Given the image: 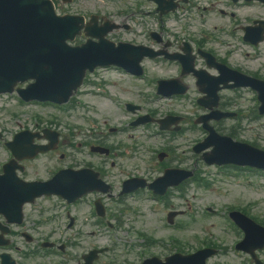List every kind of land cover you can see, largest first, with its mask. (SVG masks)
<instances>
[{
    "label": "rangeland",
    "instance_id": "obj_1",
    "mask_svg": "<svg viewBox=\"0 0 264 264\" xmlns=\"http://www.w3.org/2000/svg\"><path fill=\"white\" fill-rule=\"evenodd\" d=\"M205 4L209 0H202ZM127 2L132 8H135L134 0H117L110 2L108 0H76L75 3L71 6H67L64 8V11L68 13H85L90 14L93 13L94 10H103L107 12L108 17L115 20H122L125 15L122 13L125 9L124 3ZM151 7V6H148ZM218 16V14L212 15V17ZM196 17V16H195ZM195 17H191L190 21H187V25L196 26L198 29L203 27L200 25V20L195 21ZM241 19V18H240ZM130 20L136 25V29L142 31V24H145L148 28L147 23H141L143 21L142 17L138 14H134L130 17ZM211 22L210 24H212ZM185 24V23H184ZM182 24V25H184ZM155 24L154 26H156ZM225 26V24H224ZM210 28V27H209ZM211 29V28H210ZM115 37L118 38H131V33L120 32ZM245 50V49H244ZM237 58H240L237 56ZM150 74L153 77H164L168 72L165 69H157L154 65H150ZM108 79V86L106 90L117 99L120 100H129L134 101L145 106V109H156L161 115H165L168 112H175L181 115H188L190 118L195 115L193 109L189 107L186 103H180L176 101H168V100H157L154 104H150L147 100V96L150 90L146 87V83H137L131 79H123L120 76L112 72H107V74H103ZM104 92H102L103 94ZM104 97L94 96L83 98L84 102L89 101L97 105L96 107H79L74 108L67 114L59 113L58 110L52 109H25L18 108L14 109V111H18L17 116L15 117L17 121H27L35 119V115L38 114L43 120L52 123H62L60 125V130L64 133H68L71 129H68L66 126L73 128V126H77L81 128V131L84 133H89V130L93 129L94 126L103 127L104 124H118L122 120L124 122L129 120V115L123 113L121 109L112 105L107 98L102 99ZM179 101H184L179 100ZM112 102V101H111ZM16 102L11 101L12 106H15ZM99 104V105H98ZM240 109H244V107L238 106ZM84 108V109H83ZM146 110L144 112H146ZM120 112V113H118ZM2 114V113H1ZM8 114V113H7ZM118 115H122L118 117ZM4 119V116H0V119ZM56 119V120H55ZM234 122H228L227 128L234 126ZM57 126L56 128H58ZM189 129L188 131H186ZM131 130V131H130ZM124 132L123 134L114 138L117 142H121L128 146H132V144L140 143L141 148L138 153H134L132 157H122L118 159L116 170L112 173V177H110V181L114 185V190L119 191L118 187L120 181L125 178L126 174L121 172V168H126L131 172L147 173L153 170L152 164L155 163L153 159L155 155V149L158 147H162L164 143H166V138L163 135H160L159 138H147L146 134L148 128L141 127L140 129H130ZM77 131V130H75ZM258 134H261L259 137ZM243 140L257 139L256 143L259 145H264V122H250L245 121L244 123V131L239 134ZM203 137V133L198 129H191L189 124L184 126V131L182 134H179L174 138V146L176 149V157L173 166H194L197 162L193 157L191 151L194 143ZM261 140V141H260ZM5 157L3 156V159ZM156 159V157H154ZM158 166H156L157 168ZM198 168H200L203 172L206 173L207 176L213 179V187L211 189H200L196 185H190L186 189V194L182 198L178 194H175L174 203L176 204V208L178 209H187V205H185V201H190L194 207H191V210H194L192 215H196V217L200 218L201 221L196 223H192L190 227H188L184 232L178 233L177 231L172 232L171 230L166 228L163 217L166 214L165 209L162 206H159L157 209L159 212L157 214H153L154 209L151 206L155 204L149 196H144L142 199H135V201H129L132 205L131 207L135 209L132 214H128V217L131 218V223L134 228L139 230H143L145 233L150 234L158 239H163V236H168L169 234L180 235V237H186L190 243V246L187 249H195L200 245L198 242L200 237L203 234L208 233L211 239H215L221 245H229L231 244L233 238L231 236H227L224 230V227L221 222H223L220 217H207L203 213L204 207H214L219 209L222 212H225V208L227 206H240V207H248V205L253 206L254 208L251 210L253 216L264 218V178L257 176L256 174H240V175H232L230 173H220L214 167H206L203 163H199ZM41 175H45V173H40ZM254 180L253 187L250 180ZM160 204V203H159ZM195 217V218H196ZM190 216H184L181 219L185 221L190 220ZM201 225H205L210 227V229L206 231L200 232ZM212 225V226H211ZM124 234L121 233L119 235L117 248L113 256L117 261V264L123 263L126 260H135L138 258L136 252H130L128 248H125L122 244H127L126 242H132V240H126ZM122 238V239H120ZM106 242V240L104 241ZM102 244V242L100 243ZM111 244V242H110ZM128 245V244H127ZM171 247L168 243H165L163 246H160L155 251L151 253L155 254H168V248ZM172 249V247H171ZM193 249V250H194ZM148 254V253H145Z\"/></svg>",
    "mask_w": 264,
    "mask_h": 264
},
{
    "label": "water",
    "instance_id": "obj_2",
    "mask_svg": "<svg viewBox=\"0 0 264 264\" xmlns=\"http://www.w3.org/2000/svg\"><path fill=\"white\" fill-rule=\"evenodd\" d=\"M75 31L74 20L55 18L40 0H0V58L12 59L17 71L55 74L66 90L93 63L89 50L64 44Z\"/></svg>",
    "mask_w": 264,
    "mask_h": 264
},
{
    "label": "flooded vegetation",
    "instance_id": "obj_3",
    "mask_svg": "<svg viewBox=\"0 0 264 264\" xmlns=\"http://www.w3.org/2000/svg\"><path fill=\"white\" fill-rule=\"evenodd\" d=\"M42 200H46V198H42V199H40V200H38V201H42ZM38 201H36L35 203H34V205L38 202ZM33 207V205H27V206H25L24 207V221H23V224L20 226V227H17V226H11L10 227V230H9V233H8V235H7V238L8 239H10V240H12L14 237H16V236H21V237H23V238H25V239H29L27 236H26V234H28V232H27V230H25L26 228H25V222H28V219H30L32 216H36L37 214H28V215H26V210L27 209H29V208H32ZM43 213V212H42ZM14 231H18L17 232V234L16 233H14ZM35 232H36V234H38V235H40V236H42L43 235V232L42 231H40L39 229H35ZM263 253V252H262Z\"/></svg>",
    "mask_w": 264,
    "mask_h": 264
}]
</instances>
